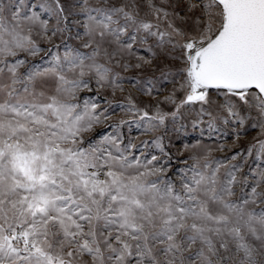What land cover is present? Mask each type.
Returning a JSON list of instances; mask_svg holds the SVG:
<instances>
[{
	"label": "snow or ice",
	"instance_id": "obj_1",
	"mask_svg": "<svg viewBox=\"0 0 264 264\" xmlns=\"http://www.w3.org/2000/svg\"><path fill=\"white\" fill-rule=\"evenodd\" d=\"M0 264H264V0H0Z\"/></svg>",
	"mask_w": 264,
	"mask_h": 264
}]
</instances>
